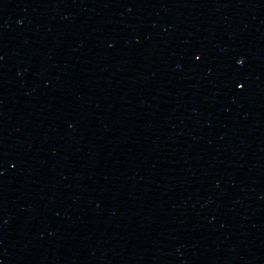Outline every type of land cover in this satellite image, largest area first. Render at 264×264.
<instances>
[{"label": "water", "instance_id": "1", "mask_svg": "<svg viewBox=\"0 0 264 264\" xmlns=\"http://www.w3.org/2000/svg\"><path fill=\"white\" fill-rule=\"evenodd\" d=\"M0 264H264V0H0Z\"/></svg>", "mask_w": 264, "mask_h": 264}, {"label": "snow or ice", "instance_id": "2", "mask_svg": "<svg viewBox=\"0 0 264 264\" xmlns=\"http://www.w3.org/2000/svg\"><path fill=\"white\" fill-rule=\"evenodd\" d=\"M199 58V57H198ZM240 87L242 88L243 87V85H240Z\"/></svg>", "mask_w": 264, "mask_h": 264}]
</instances>
